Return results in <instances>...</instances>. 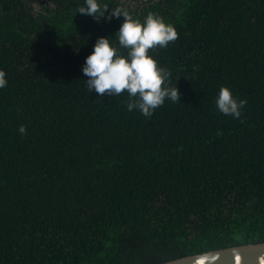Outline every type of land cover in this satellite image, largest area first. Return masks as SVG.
I'll use <instances>...</instances> for the list:
<instances>
[{
    "label": "trees",
    "instance_id": "1",
    "mask_svg": "<svg viewBox=\"0 0 264 264\" xmlns=\"http://www.w3.org/2000/svg\"><path fill=\"white\" fill-rule=\"evenodd\" d=\"M36 1L0 0V264H158L263 242L264 0H101L176 27L150 54L181 101L151 117L126 91L89 93L81 70L123 18ZM221 86L246 99L240 118L217 109Z\"/></svg>",
    "mask_w": 264,
    "mask_h": 264
},
{
    "label": "clouds",
    "instance_id": "2",
    "mask_svg": "<svg viewBox=\"0 0 264 264\" xmlns=\"http://www.w3.org/2000/svg\"><path fill=\"white\" fill-rule=\"evenodd\" d=\"M108 9L101 0H82L78 9L81 15L91 16L96 21L123 18L115 34L118 43L110 41L109 36L98 37L81 66L89 93L115 97L126 91L127 110H137L145 117H151L166 99L181 101L177 83L171 82L172 73L164 66H158V61L150 54V50L165 48L178 39L175 25L155 13H148L141 21L124 8L110 12ZM7 83L6 73L0 70V88ZM215 103L221 113L240 118L247 101L235 96L228 86H221ZM19 132H26L24 125L20 126ZM208 259L203 253L195 264H206Z\"/></svg>",
    "mask_w": 264,
    "mask_h": 264
},
{
    "label": "water",
    "instance_id": "3",
    "mask_svg": "<svg viewBox=\"0 0 264 264\" xmlns=\"http://www.w3.org/2000/svg\"><path fill=\"white\" fill-rule=\"evenodd\" d=\"M203 253L209 257L206 264H264V241L211 249L158 264H195L197 258Z\"/></svg>",
    "mask_w": 264,
    "mask_h": 264
},
{
    "label": "flooded vegetation",
    "instance_id": "4",
    "mask_svg": "<svg viewBox=\"0 0 264 264\" xmlns=\"http://www.w3.org/2000/svg\"><path fill=\"white\" fill-rule=\"evenodd\" d=\"M124 1H128V0H124ZM133 1V0H132ZM141 2V1H143V3H146L148 0H134V3H137V2ZM36 2H38V0L36 1ZM35 2V4H36V6L38 5V3H36Z\"/></svg>",
    "mask_w": 264,
    "mask_h": 264
}]
</instances>
